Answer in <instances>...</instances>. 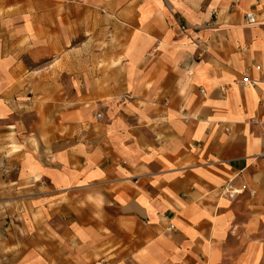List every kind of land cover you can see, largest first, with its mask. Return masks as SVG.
I'll use <instances>...</instances> for the list:
<instances>
[{
	"label": "crops",
	"instance_id": "obj_1",
	"mask_svg": "<svg viewBox=\"0 0 264 264\" xmlns=\"http://www.w3.org/2000/svg\"><path fill=\"white\" fill-rule=\"evenodd\" d=\"M109 5L99 36L86 14L78 42L75 21L0 15L5 139L15 128L34 154L42 210L66 194L89 211L83 250L73 237L68 257L264 264V200L240 195L264 197V0Z\"/></svg>",
	"mask_w": 264,
	"mask_h": 264
},
{
	"label": "rangeland",
	"instance_id": "obj_2",
	"mask_svg": "<svg viewBox=\"0 0 264 264\" xmlns=\"http://www.w3.org/2000/svg\"><path fill=\"white\" fill-rule=\"evenodd\" d=\"M110 3L111 0H0V15L8 13L20 20L21 16L34 17L43 13L45 23L63 27L75 21L78 42L84 38L82 27L86 14L92 16V33L99 36L95 34L100 24L99 16L112 12ZM61 16H69V19ZM14 116L20 118L17 114ZM13 130L5 139L3 123L0 122V264H83V259L79 260L78 256L75 259L68 257V250L73 248L69 239L75 237L76 242L81 241L82 245L76 246L79 255L85 236L84 219L89 211H73L66 194L47 200L58 203L54 209H41L42 195L37 193L34 183V154L21 141L20 131ZM249 192L240 195L253 203L264 200V197H258V193L252 196ZM76 201L82 203V195L76 196ZM98 212L92 211V217ZM86 228L90 238V227Z\"/></svg>",
	"mask_w": 264,
	"mask_h": 264
},
{
	"label": "built area",
	"instance_id": "obj_3",
	"mask_svg": "<svg viewBox=\"0 0 264 264\" xmlns=\"http://www.w3.org/2000/svg\"><path fill=\"white\" fill-rule=\"evenodd\" d=\"M255 21H256V19H255V15H254L253 12L249 11V12H247L245 14V23L252 24V23H255ZM254 68L257 71L262 72L263 78L261 80L264 81V72L262 71L260 65H255ZM241 82L245 86H250V85L255 84V81L248 74L243 75ZM258 123L260 125L261 134H262V136L264 138V118L262 120H260ZM257 158H258L260 164L264 168V149L259 153V155L257 156ZM250 192L252 193V191H250ZM226 194L232 197L236 193H234V189L233 190H230V191L227 189ZM170 228H173V225H170Z\"/></svg>",
	"mask_w": 264,
	"mask_h": 264
},
{
	"label": "bare ground",
	"instance_id": "obj_4",
	"mask_svg": "<svg viewBox=\"0 0 264 264\" xmlns=\"http://www.w3.org/2000/svg\"><path fill=\"white\" fill-rule=\"evenodd\" d=\"M241 190H239V189H235L234 190V193H239Z\"/></svg>",
	"mask_w": 264,
	"mask_h": 264
}]
</instances>
